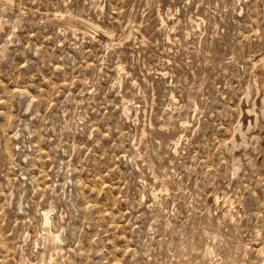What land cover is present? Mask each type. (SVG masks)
I'll list each match as a JSON object with an SVG mask.
<instances>
[{
	"label": "rangeland",
	"instance_id": "rangeland-1",
	"mask_svg": "<svg viewBox=\"0 0 264 264\" xmlns=\"http://www.w3.org/2000/svg\"><path fill=\"white\" fill-rule=\"evenodd\" d=\"M0 264H264V0H0Z\"/></svg>",
	"mask_w": 264,
	"mask_h": 264
},
{
	"label": "bare ground",
	"instance_id": "bare-ground-1",
	"mask_svg": "<svg viewBox=\"0 0 264 264\" xmlns=\"http://www.w3.org/2000/svg\"><path fill=\"white\" fill-rule=\"evenodd\" d=\"M6 1V0H5ZM260 74V71H259V73H258V75ZM48 210L47 211H44V218H45V220H47L48 219V216H47V214H48ZM49 215V214H48Z\"/></svg>",
	"mask_w": 264,
	"mask_h": 264
}]
</instances>
